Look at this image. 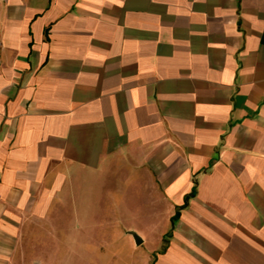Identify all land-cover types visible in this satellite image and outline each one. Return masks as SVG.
Here are the masks:
<instances>
[{
	"label": "crops",
	"instance_id": "obj_1",
	"mask_svg": "<svg viewBox=\"0 0 264 264\" xmlns=\"http://www.w3.org/2000/svg\"><path fill=\"white\" fill-rule=\"evenodd\" d=\"M124 158L145 264H264V0H0V264Z\"/></svg>",
	"mask_w": 264,
	"mask_h": 264
},
{
	"label": "rangeland",
	"instance_id": "obj_2",
	"mask_svg": "<svg viewBox=\"0 0 264 264\" xmlns=\"http://www.w3.org/2000/svg\"><path fill=\"white\" fill-rule=\"evenodd\" d=\"M140 173L128 159H117L102 169L99 194L84 200L82 172L75 171L49 213L25 221L12 264H145L144 251L155 245V235L133 247L125 230L147 223L145 211L132 213L147 206L130 180Z\"/></svg>",
	"mask_w": 264,
	"mask_h": 264
},
{
	"label": "water",
	"instance_id": "obj_3",
	"mask_svg": "<svg viewBox=\"0 0 264 264\" xmlns=\"http://www.w3.org/2000/svg\"><path fill=\"white\" fill-rule=\"evenodd\" d=\"M127 233H128L129 235L132 236L135 245H139V244H141V242H142V238H141V236H140L139 234H137V233H136L135 231H133V230H127Z\"/></svg>",
	"mask_w": 264,
	"mask_h": 264
}]
</instances>
